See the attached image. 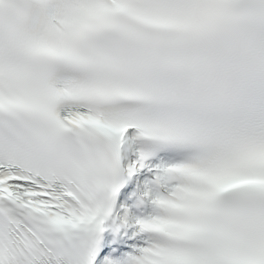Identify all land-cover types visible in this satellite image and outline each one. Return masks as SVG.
<instances>
[{"label":"snow or ice","instance_id":"1","mask_svg":"<svg viewBox=\"0 0 264 264\" xmlns=\"http://www.w3.org/2000/svg\"><path fill=\"white\" fill-rule=\"evenodd\" d=\"M0 264H264V0H0Z\"/></svg>","mask_w":264,"mask_h":264}]
</instances>
